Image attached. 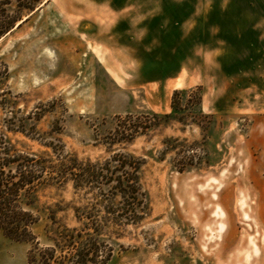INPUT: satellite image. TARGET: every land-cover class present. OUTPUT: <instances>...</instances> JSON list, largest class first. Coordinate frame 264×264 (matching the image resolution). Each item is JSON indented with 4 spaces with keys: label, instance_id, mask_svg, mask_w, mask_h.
I'll return each mask as SVG.
<instances>
[{
    "label": "rangeland",
    "instance_id": "rangeland-1",
    "mask_svg": "<svg viewBox=\"0 0 264 264\" xmlns=\"http://www.w3.org/2000/svg\"><path fill=\"white\" fill-rule=\"evenodd\" d=\"M15 19L0 157L51 173L28 207L34 243L0 233V264H264V0H0V22ZM195 88L200 107L170 108ZM138 113L172 117L116 142ZM125 154L141 160L130 222L106 184Z\"/></svg>",
    "mask_w": 264,
    "mask_h": 264
},
{
    "label": "trees",
    "instance_id": "trees-1",
    "mask_svg": "<svg viewBox=\"0 0 264 264\" xmlns=\"http://www.w3.org/2000/svg\"><path fill=\"white\" fill-rule=\"evenodd\" d=\"M17 20L19 19L11 22H0V37L8 32ZM182 93L186 94L183 106L180 103V95ZM200 105L201 92L199 88L184 91L174 90L172 93L170 108L175 112L200 107ZM199 116L202 115L200 114ZM170 117H172L170 113L161 117L155 113L126 114L118 121L114 132V140L120 143L130 142L136 135L145 133L148 129L158 126L160 120L170 119ZM194 117L196 116L194 115ZM177 121L182 124L185 122V118L180 117ZM189 150L192 149L189 147L180 155V161L183 163L178 167L179 172L185 169V165H188L186 162L192 161L191 157L185 155ZM4 156L0 157V233L14 242L34 243L35 238L30 232V226L37 221V217L28 207L31 205V196L37 186L45 179V174L51 173L49 170L51 167L41 165L42 162L39 163V160H35L34 156L30 154L10 155L4 153ZM121 157L122 159H118L119 161L112 159V161L118 163V167L108 169L110 174L120 171L119 175H112L113 177L107 178L106 184L109 185L112 181L117 182L111 188L116 191V186L118 185V193L123 199L124 205L127 206L124 217H120L126 222L136 221L139 217L133 211V208L142 202L141 199H138V196L142 195L138 181V170L141 160L129 154ZM69 175L70 177L75 176L72 173V169H70ZM92 241L93 245L96 246L97 241L95 239ZM107 249L106 260L111 256V249L108 247ZM91 263L95 264L93 261ZM78 264H84L83 258L80 259Z\"/></svg>",
    "mask_w": 264,
    "mask_h": 264
}]
</instances>
